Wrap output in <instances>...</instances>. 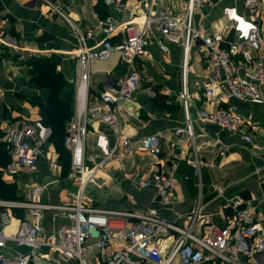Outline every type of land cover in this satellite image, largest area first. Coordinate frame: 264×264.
Listing matches in <instances>:
<instances>
[{"label": "built area", "instance_id": "2783aa9c", "mask_svg": "<svg viewBox=\"0 0 264 264\" xmlns=\"http://www.w3.org/2000/svg\"><path fill=\"white\" fill-rule=\"evenodd\" d=\"M56 1L30 0L27 6L47 8L62 17L76 39V50L70 55L76 59V111L68 122L64 146L70 153L66 180L77 186L78 196L61 204L45 203L43 194L47 185L34 180L38 161L51 143V127L45 125L41 118L19 121L0 118V152L8 157V162L0 168L2 178L19 184L22 175L29 176L25 200L0 199V264H30L38 256L48 257L50 264H61L58 257L65 261L75 260L77 264H103L100 261L92 263L84 257L92 231L97 232V249L114 243L120 245L112 258L114 260L119 256L124 264H140L143 261L173 264L176 260L180 264H264V218H257L250 201L234 200L232 232L213 227L203 237L193 235L188 229H178L162 218L157 209L112 211L88 206L83 201L86 186L95 173L109 161L119 162L123 154L132 151L136 144L142 151L153 155L161 152L158 134L143 136L134 144L120 129V104L141 90L143 79L138 59H151L153 45H157L165 55L170 54L171 43L181 49L179 101L183 122L174 129V134L177 144L189 143L195 155L194 158L178 156L179 160H185L196 169L202 164L195 145L194 125L197 121L239 134L248 143H253L254 136L264 134L262 129L230 105L233 100L253 104L264 101V39L259 24L264 9L260 8V0H243V11L236 6L223 8V25L215 33L209 32L205 23L212 0H187L186 9L174 16L160 9L163 0H136L139 15L128 24L120 25L118 30L114 28L110 16L104 19L100 25L103 39L94 47L89 46V41L95 36L94 31L83 30ZM128 1L103 0V3L121 11ZM8 47L12 53L19 54L18 61L25 65L28 57L22 54L23 49L17 44ZM114 55L119 56L123 74L117 81L109 77L98 92L100 104L90 106L88 83L91 63L106 61ZM29 56L39 58L40 53L29 52ZM0 61L10 63L1 56ZM196 68L204 71L203 76ZM193 78L197 79L194 82L196 89L191 91L190 81ZM0 99H5L4 92L0 93ZM194 104L198 106L195 114L192 110ZM205 105L214 109L209 110ZM88 118L105 124L115 137V144L110 147L106 134L98 136L97 144L103 154L100 160L87 151L86 142L90 134ZM130 176L135 187L154 188L163 206L172 204L175 179L171 173L156 169L147 173L135 171ZM45 211L54 213L55 217L63 215L68 224L60 226L56 232L47 233L42 225ZM18 213H28L33 220L19 219L15 231L8 234L7 228L14 218H19ZM172 230L179 234L178 238L169 253L163 254L160 241ZM10 242L27 248V252L9 249Z\"/></svg>", "mask_w": 264, "mask_h": 264}, {"label": "crops", "instance_id": "0c3cea01", "mask_svg": "<svg viewBox=\"0 0 264 264\" xmlns=\"http://www.w3.org/2000/svg\"><path fill=\"white\" fill-rule=\"evenodd\" d=\"M24 1L19 3L16 0H0V56L10 61L8 64L0 61V93H5V99H0V118L13 121L40 118L39 108L29 102L34 96H40V91L32 86L26 64L18 61L19 54L12 53L8 45H19L24 51L22 54L28 58L29 52H38L41 58H52L60 63V69L68 78L74 76L72 80L75 85L77 79L76 59L70 56L74 54L77 44L70 27L62 17L47 8H32L27 6L30 0ZM242 3L243 0H212V7L207 11L205 19L209 32L221 30L223 8L236 6L243 11ZM56 4L80 24L83 30L94 31L95 36L89 41L90 47L102 41L100 25L104 19L110 16L114 28L118 30L120 25L128 24L140 13L136 0L128 1L121 11L107 7L102 0H57ZM186 6L187 0H163L160 3V9L171 16L182 13ZM260 8L264 9V0H260ZM259 22L264 39V15ZM170 49V54L165 55L157 45H153L150 49L151 59H138L143 79L142 88L131 99L120 104V129L125 137L135 144L143 136L158 134L160 154L144 152L136 144L132 151L123 154L119 162L109 161L87 184L84 203L112 211L157 209L162 218L178 229H188L193 235L200 237L206 236L213 227L233 231V202L237 198L250 201L257 218L263 219L264 134L254 136L253 143H248L239 134L197 121L194 125L195 145L202 164L196 169L185 160H179L178 156L194 158L195 154L189 143L178 145L174 134V129L183 122V110L179 101L182 86L181 49L175 43L170 44ZM123 70L118 55L106 61L91 63L88 83L90 106L100 104L98 92L103 89L109 77H114L117 81ZM195 81V78L190 81L191 91L196 89ZM230 105L264 131V101L253 104L233 100ZM205 107L214 109L211 105ZM197 108L194 104V114ZM88 121L90 134L86 142L87 151L97 155L100 160L103 154L97 144L98 136L106 134L110 147L115 144V137L105 124L89 118ZM252 134L255 135L254 130ZM156 169L174 176V199L169 206H163L158 201L154 188L140 189L131 182L130 175L133 172L147 173ZM28 177L22 175L19 184L17 183L24 194L28 188ZM33 177L37 183L47 185L43 194L45 203L61 204L77 199V186L66 180L61 166L57 164L56 150L51 143L47 145L44 156L39 159L38 169ZM17 216L19 218H14L7 228L8 234L15 231L19 219L33 220L28 213H18ZM67 224L68 221L61 214L55 217L52 212L43 213L42 225L47 233L56 232L60 226ZM96 234V231L91 232L84 257L92 263L100 261L107 264L108 259L121 247L114 243L104 249H97ZM178 235L172 230L160 241L163 254L169 253ZM8 247L27 252V248L17 247L11 242ZM58 259L61 264H77L75 260ZM30 264H50V261L48 257L38 256ZM140 264L154 263L143 261ZM173 264L180 262L176 260Z\"/></svg>", "mask_w": 264, "mask_h": 264}, {"label": "trees", "instance_id": "16d2710c", "mask_svg": "<svg viewBox=\"0 0 264 264\" xmlns=\"http://www.w3.org/2000/svg\"><path fill=\"white\" fill-rule=\"evenodd\" d=\"M103 1V0H102ZM32 86L40 91V96L29 99L32 106L39 108L43 123L51 127V144L61 158L63 175L70 169V153L64 146L68 122L73 117L75 105V84L60 69V63L52 58H28L25 62ZM8 162L7 155L0 152V166ZM10 183H8L9 185ZM0 199H15V190L7 187L0 175Z\"/></svg>", "mask_w": 264, "mask_h": 264}, {"label": "rangeland", "instance_id": "374dc122", "mask_svg": "<svg viewBox=\"0 0 264 264\" xmlns=\"http://www.w3.org/2000/svg\"><path fill=\"white\" fill-rule=\"evenodd\" d=\"M34 59H38V57H35ZM196 71L199 73V75H201L204 71H201L200 68H196ZM75 111H76V106L74 105V113H73V116L75 114ZM56 150V149H55ZM56 155H57V164H59L61 166V158L59 157L57 151H56ZM2 166H0L1 168ZM62 168V166H61ZM0 175L2 177V174L0 172ZM3 182L5 183V185L7 187H10L11 189H14L15 190V199H3V200H7V201H23L26 199V194H24L23 191H21L19 188H18V185L15 181H12V180H4L2 178ZM8 183H10L8 185Z\"/></svg>", "mask_w": 264, "mask_h": 264}, {"label": "water", "instance_id": "95a60500", "mask_svg": "<svg viewBox=\"0 0 264 264\" xmlns=\"http://www.w3.org/2000/svg\"><path fill=\"white\" fill-rule=\"evenodd\" d=\"M114 255H115V253H114ZM110 262H113V263H111V264H116V263H114V262H118L117 264H124V263H125V261H124L122 258H120L119 256H117L114 260H113L112 257L109 258V259H108V263H110Z\"/></svg>", "mask_w": 264, "mask_h": 264}]
</instances>
